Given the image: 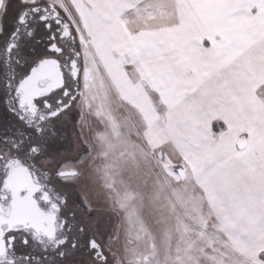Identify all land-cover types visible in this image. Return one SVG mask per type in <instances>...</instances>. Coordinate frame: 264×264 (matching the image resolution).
Instances as JSON below:
<instances>
[{
    "label": "flooded vegetation",
    "instance_id": "af4514ba",
    "mask_svg": "<svg viewBox=\"0 0 264 264\" xmlns=\"http://www.w3.org/2000/svg\"><path fill=\"white\" fill-rule=\"evenodd\" d=\"M13 2L17 3V8L15 5L7 8V15L6 10L0 11V31L3 32L0 66L14 68L25 60L31 64L42 56H53L47 51L49 43L53 42L62 52L56 56L60 65L49 63L47 66L48 71L43 77L47 84L43 88L41 78L34 77L17 94L24 104L23 122L7 110L0 91V137H8L7 142L0 143V161L4 162L0 164V180L3 181L0 186V264H129L125 254L132 249L134 253L138 243L130 234L127 238L121 215L116 212L119 210L117 197L112 196L115 190L119 196L123 194L122 185L110 183L107 163L101 157L102 141L91 136L98 124L103 126L104 117L90 110L94 106L101 109L99 99L91 101L90 93L94 82L103 76L98 72L102 68L100 64L97 72L92 71L91 44L82 20L61 0ZM25 10L28 12L27 23L17 25V14ZM40 17H46V20L40 23ZM45 24H51V30L45 28ZM17 28L19 31L13 35ZM29 31L33 32L31 37ZM52 34L57 37L55 41L49 39ZM49 87L60 89L49 97L53 106L57 99L63 101L61 114L48 125L56 130L54 143L47 151L30 158L23 151H14L13 147L21 141L26 144L28 136L32 135L27 125L35 126L42 113L37 111L33 115L31 101ZM65 90L67 95H64ZM7 98L8 107L15 108L16 96ZM110 109L113 110L110 114L113 125L120 124L117 119L123 113L113 107ZM20 114L17 110V115ZM94 117L100 119V123ZM66 128L74 129L78 138L67 137ZM119 141L115 143L119 144ZM244 146V142L240 143V148ZM150 156L167 167L163 153L152 150ZM120 157L119 154L116 159L118 164L122 160ZM111 166L118 169L122 164ZM179 170H183L185 178L187 166L184 162L172 169L181 178ZM111 211L113 223L108 215ZM8 235L16 236L15 252L5 243ZM25 238L27 244L23 242ZM61 253H64L63 258ZM17 254L33 259L21 261L16 258ZM130 256L134 257V254L130 253Z\"/></svg>",
    "mask_w": 264,
    "mask_h": 264
},
{
    "label": "crops",
    "instance_id": "0c3cea01",
    "mask_svg": "<svg viewBox=\"0 0 264 264\" xmlns=\"http://www.w3.org/2000/svg\"><path fill=\"white\" fill-rule=\"evenodd\" d=\"M7 1L0 0V11L8 8ZM72 1L91 44L92 71L97 72L99 64L102 67L103 77L98 80L102 85L93 92H103L105 82L107 92L108 88L116 92L124 107L138 114L141 126L165 119L168 128H184L185 138L178 144L195 146L191 153L186 154L187 148L181 154L186 175L195 181L198 195L213 207L221 226H228L236 257L233 264H264V156L242 151L262 141L252 135L244 148H239L238 139L227 138L225 133L215 138L202 134L196 125L189 130L184 115L193 109H165L160 115L152 108L145 89L132 84L127 73V67L137 68L140 82L147 76L143 73L146 66H193L195 70L203 67L202 71L208 66L212 72L227 64L260 65L264 69V0ZM168 3H174V15ZM174 72L175 80H187L179 68ZM263 87V76L245 83L236 77L229 91L231 97L245 95L263 113V105L256 99ZM218 117L209 121L198 109L196 124L209 127ZM225 121L230 127L228 118ZM219 146L225 152L210 153L212 147L216 150Z\"/></svg>",
    "mask_w": 264,
    "mask_h": 264
},
{
    "label": "rangeland",
    "instance_id": "374dc122",
    "mask_svg": "<svg viewBox=\"0 0 264 264\" xmlns=\"http://www.w3.org/2000/svg\"><path fill=\"white\" fill-rule=\"evenodd\" d=\"M10 1L12 2L8 8L16 6L17 3ZM61 1L75 10L72 0ZM168 9L174 15V3H168ZM143 68L146 69H143V73L147 76L140 80L141 83L138 82L141 72L137 68L134 70L133 67H127V73L132 84L137 87L140 84L145 89L152 102V108L157 113L162 115L165 109H193L194 115L192 111L184 115L189 130L195 129L193 125H196L202 134H209L215 138L225 133L227 138L238 139L239 148L240 143L250 141L253 135L252 138L262 142L257 146H248L246 150H242L243 153L264 156V109L262 113L261 109L254 106L252 100L245 95L231 97L229 91L236 77L238 82L242 83L252 78L264 77V69L260 65L227 64L216 67L217 72L214 68L212 72L208 66L204 71L203 67L195 70L193 66ZM177 68L181 77L187 80L174 79L177 77L174 69ZM156 70H161L163 74L157 73ZM101 85V82L96 81L93 88L97 91ZM104 85L107 88L105 82ZM105 89L102 88L103 92L100 94L90 93L91 101L94 102L98 98L103 102L99 104L101 109H95L98 107L94 106V109L90 110L104 117L103 126L102 123L100 126L98 124L96 132L91 136L102 141L101 157L107 163L106 172L110 183L115 186L122 185L123 194L119 196L116 190L112 192V196H115V199L117 197L119 205L116 212L121 215L127 238L130 234L133 241L138 243L134 253L133 249L129 250L134 257L130 256V253H123L128 259L127 263L233 264L236 257L229 242L228 226H224L225 228L221 226L223 224L213 207H210L208 200L198 195L197 185L190 175L187 174L182 179L172 171L182 163V151L188 148L186 154H189L195 148L189 142L188 145L178 144L179 140L185 138L184 128L179 127L176 131L168 128L165 119L150 126H141L138 114L133 109L124 107L116 97V92L109 88L107 92ZM256 96L259 100L258 105L262 104L264 108V87ZM181 102L184 103V107ZM251 103L254 109H251ZM111 107L123 113L120 118L116 117L120 124L113 125ZM198 109L209 121L213 116H219V119L213 124L211 122L212 125L209 127L197 125ZM226 118L230 127L225 121ZM65 133L67 137L78 138L77 132L72 128H66ZM187 133L189 134V131ZM117 138L120 139L119 144L115 143L118 140H113ZM194 139L195 136L188 141ZM152 150L165 155L167 167L151 158ZM223 152L225 151L221 146L216 150L212 147L210 150V153L216 154ZM119 154L122 160L127 159L123 162L121 160L118 164L116 159ZM114 164L122 166L117 169L111 166ZM111 213L112 211L108 215L113 223L114 215ZM137 247L141 251L137 250ZM121 260L124 263L123 257Z\"/></svg>",
    "mask_w": 264,
    "mask_h": 264
},
{
    "label": "snow or ice",
    "instance_id": "6c2138e0",
    "mask_svg": "<svg viewBox=\"0 0 264 264\" xmlns=\"http://www.w3.org/2000/svg\"><path fill=\"white\" fill-rule=\"evenodd\" d=\"M35 10V9H34ZM5 15H7V10L5 11ZM28 16L27 10L22 11L17 14L16 22L17 25H24L27 23L26 17ZM46 20V17H40L39 22L43 23ZM2 23V21H0ZM45 28L51 30V24H45ZM19 31V28L13 30V35ZM3 35V32L0 31V36ZM28 35L31 37L33 35L32 31L28 32ZM49 39L51 41H55L57 37L55 34L50 35ZM47 51L53 53V56H42L35 62L29 64L27 60L23 62L22 65H17L14 68L8 66H0V84H2V91L5 99L4 103L7 110L13 115L16 116L17 120L21 122L24 121V104L22 97L17 95L21 88L34 77L41 78L40 86L43 88L44 85L47 84V81L43 79L44 75L48 71L49 63H55L56 65H60V61L56 59V56L62 52V49L56 43H49ZM63 75L61 69V76ZM15 85V86H13ZM63 87V85H61ZM59 88L56 87H49L47 90L43 91L42 95H36L33 97L31 101V110L33 115L36 114L37 111L41 112L42 115L40 116L39 122L33 126L32 124H28L27 127L29 128L32 135L28 136L27 143L21 141V143L17 146L13 147L14 151L20 152L23 151L25 156L30 158L39 156L42 151H47L50 147L51 143H54V137L56 135V130L54 127L49 128L48 125L54 123V121L59 117L61 114V110L63 109V101L57 99L56 106H53V103L50 101L49 97H51L55 92L59 91ZM67 91L65 90L64 95H67ZM16 96L17 102L16 107L11 108L8 107L9 100L7 97L9 96ZM17 110L21 112L20 115H17ZM8 137H0V143L7 142ZM3 161H0V164H3ZM6 179V175H5ZM3 181L0 180V186H2ZM83 231V228H81ZM15 235H8L5 241L6 245L11 246L12 252H15ZM27 244V238L23 241ZM91 243V242H90ZM75 243H73L72 247L75 248ZM61 258H63L64 253H61ZM16 258L21 261H31L33 257L25 256L23 254H17Z\"/></svg>",
    "mask_w": 264,
    "mask_h": 264
},
{
    "label": "water",
    "instance_id": "95a60500",
    "mask_svg": "<svg viewBox=\"0 0 264 264\" xmlns=\"http://www.w3.org/2000/svg\"><path fill=\"white\" fill-rule=\"evenodd\" d=\"M179 175L181 176V178H183L184 177V173H183V170H179Z\"/></svg>",
    "mask_w": 264,
    "mask_h": 264
}]
</instances>
